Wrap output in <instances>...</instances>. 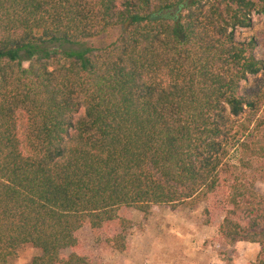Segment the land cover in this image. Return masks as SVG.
I'll return each mask as SVG.
<instances>
[{
  "label": "trees",
  "instance_id": "trees-1",
  "mask_svg": "<svg viewBox=\"0 0 264 264\" xmlns=\"http://www.w3.org/2000/svg\"><path fill=\"white\" fill-rule=\"evenodd\" d=\"M251 13L264 0H0V264L22 244L27 264H100L81 227L125 252L130 210L200 202L217 241L264 250V197L224 162L260 103L239 87L264 58L233 32Z\"/></svg>",
  "mask_w": 264,
  "mask_h": 264
},
{
  "label": "rangeland",
  "instance_id": "rangeland-1",
  "mask_svg": "<svg viewBox=\"0 0 264 264\" xmlns=\"http://www.w3.org/2000/svg\"><path fill=\"white\" fill-rule=\"evenodd\" d=\"M172 12L171 9L167 13ZM251 20L249 27H235L234 38L240 42L253 40L255 55L264 58V17L251 13ZM116 32L111 30L88 39L86 45H99L112 39ZM239 91L248 96L260 94V103L255 112L245 107L239 116L231 118L234 127L225 146L224 162L229 166L226 177L264 197V68L240 81ZM203 208L204 202L192 207L151 205L145 217L137 210H130L131 228L127 234L130 246L125 252L100 249L86 227H81L76 235L100 264H247L264 258V250L260 251L257 243L238 241L227 245L217 241L216 227L203 222ZM221 218L222 212H217L214 223ZM36 253L31 245L22 244L9 264H27Z\"/></svg>",
  "mask_w": 264,
  "mask_h": 264
}]
</instances>
